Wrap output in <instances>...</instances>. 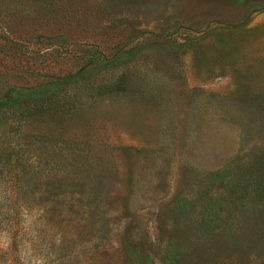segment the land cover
Returning a JSON list of instances; mask_svg holds the SVG:
<instances>
[{
	"label": "rangeland",
	"instance_id": "obj_1",
	"mask_svg": "<svg viewBox=\"0 0 264 264\" xmlns=\"http://www.w3.org/2000/svg\"><path fill=\"white\" fill-rule=\"evenodd\" d=\"M51 78L0 115V264H264V0H0V99Z\"/></svg>",
	"mask_w": 264,
	"mask_h": 264
},
{
	"label": "trees",
	"instance_id": "obj_2",
	"mask_svg": "<svg viewBox=\"0 0 264 264\" xmlns=\"http://www.w3.org/2000/svg\"><path fill=\"white\" fill-rule=\"evenodd\" d=\"M71 81L51 78L45 83L30 88H18L15 93L7 92L0 99V115L6 116L8 123L24 126L30 123H40L54 117L59 112L72 110L76 108L75 103L69 100L59 105L55 97L57 89L59 87L65 89Z\"/></svg>",
	"mask_w": 264,
	"mask_h": 264
}]
</instances>
